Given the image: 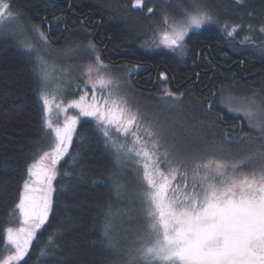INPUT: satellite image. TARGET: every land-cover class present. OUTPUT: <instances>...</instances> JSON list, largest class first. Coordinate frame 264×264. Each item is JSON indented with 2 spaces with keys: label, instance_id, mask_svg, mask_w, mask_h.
<instances>
[{
  "label": "trees",
  "instance_id": "obj_1",
  "mask_svg": "<svg viewBox=\"0 0 264 264\" xmlns=\"http://www.w3.org/2000/svg\"><path fill=\"white\" fill-rule=\"evenodd\" d=\"M8 1L25 24L49 35L55 50L93 45L113 65L139 69L144 77L134 84L144 95L156 99L162 87L179 95L180 121L197 138L196 148H233L240 139L237 147L245 157L243 150L254 146L249 140H259L222 103L225 96L254 98L264 107V0L154 3L156 14L163 7L170 15L198 7L212 14L214 24L188 35L184 59L143 48L156 24L146 10L133 8L134 0ZM246 36L250 39L242 42ZM19 39L18 33L0 30V259L27 168L51 145L36 58ZM198 155L204 154L196 151L194 158ZM119 165L96 123L80 121L70 153L58 163L48 220L16 264H124L144 227L139 185ZM177 187L184 188L181 182Z\"/></svg>",
  "mask_w": 264,
  "mask_h": 264
},
{
  "label": "snow or ice",
  "instance_id": "obj_2",
  "mask_svg": "<svg viewBox=\"0 0 264 264\" xmlns=\"http://www.w3.org/2000/svg\"><path fill=\"white\" fill-rule=\"evenodd\" d=\"M134 5L142 6V0H134ZM152 11L148 8L149 13ZM11 16L9 3L0 0V21ZM212 21V14L206 9L198 7L191 12L185 11L182 20L168 25L160 43L170 50L178 49L183 55L189 31ZM234 31L235 26L228 36L232 37ZM260 31L264 32V27ZM249 39L246 36L242 42ZM96 61L102 67L99 55ZM161 76L166 79L163 73ZM110 82L103 77L97 80L101 87ZM92 87L95 90L96 83ZM40 95L45 111L44 126L54 132L55 142L50 152H44L27 168L28 179L24 181V190L15 205L22 222L19 227L6 229L13 252L0 264L19 262L29 251L36 232L48 220L57 165L70 153L78 123V116L73 115L65 117L62 126L57 123L54 127L51 119L53 101L43 91ZM73 107L79 109V117L95 119L98 130L114 150L134 153L143 160L141 181L147 184L143 199L148 230L137 253L146 264H264V170L259 175H239L237 163L209 160L191 169L190 190L188 184L183 189L174 188L178 169L172 166L171 159H168L167 170L161 169L156 142L149 150L146 143L137 149L135 145L118 144L112 139L113 129L118 133H129L138 119L136 114L118 108L115 101L105 100L101 105L95 95L89 102L87 92L66 107L63 102L55 104L57 112H66ZM131 135L139 143L137 132L132 131ZM183 175L187 177L188 172Z\"/></svg>",
  "mask_w": 264,
  "mask_h": 264
},
{
  "label": "rangeland",
  "instance_id": "obj_3",
  "mask_svg": "<svg viewBox=\"0 0 264 264\" xmlns=\"http://www.w3.org/2000/svg\"><path fill=\"white\" fill-rule=\"evenodd\" d=\"M142 1V10H146V14L153 15L152 21L156 24V26L151 30L150 35L143 43V48L148 52L163 50L184 59L187 55L186 40L188 35L215 23L213 18L211 23H207L201 28L191 29L184 41V54L181 55L178 49L173 51L164 47L160 43V38L162 33L168 30L169 24L173 21H179L184 18L185 11L180 12V14L170 15L163 11L165 8L163 7L162 11H160L159 14H156V11L154 7L152 8V6L154 3L159 1H161L162 5L164 0ZM6 2L10 5L12 16L11 18L5 17L3 21H0V30L10 32V34L18 33L21 38L19 39L21 44L26 48V50L34 54L38 67V73L41 77V92L43 91L49 99L53 101L51 119L54 122V127L57 123L62 126L65 117L73 115L78 116L77 125L85 118L91 119L96 123L94 118L79 117V109L74 107L68 108L66 112H57L55 109L56 103L63 102L66 107L68 103L79 100L80 95L87 92V99L89 102L91 101L92 96L95 95L98 103L101 105L105 100H108L110 103L115 101L118 108H126L131 113L137 115L138 119L133 124L129 133H118L115 129H113L112 139L118 144L126 146L135 145L137 149H139L140 144L146 143L149 150H152L153 142H156V152L161 169L167 170L168 159H171L173 162L172 166L178 169L176 179L173 180L174 188L177 187V183L180 182L183 186L185 184L191 186V169L196 164L206 163L209 160L222 161L229 164L237 163V174L239 175H259L261 170H264V107L258 104L254 98L236 99L235 97L225 96L223 97L222 103L223 107L230 110L234 117L244 118L247 125L257 135L259 134L258 136H260L257 141L249 140V144L254 146L253 148L243 150L247 152L245 157L241 151L242 149L237 147L240 139L237 141L234 140L235 144L233 148L228 146L220 147L208 145L205 148H196L194 143L197 141V138L188 133L185 125L182 121H180V113L177 106L178 100H180L179 95L174 94L172 90L165 87H162V92L156 99L154 97L152 98L144 95L141 91H138L136 85L134 84V78L138 70L134 67L126 65H113L107 60H104L103 56L95 46L89 47L90 45H88L87 47L84 46V48L81 49L65 47L55 50L51 45L52 41H49V35H46L40 27L32 25V23L25 24V22L21 20L20 16L15 13L10 2L8 0H6ZM148 8H152L153 11L149 13ZM195 9L187 11L191 12ZM41 33H43V35H41ZM97 55H99L100 61L102 62V67L97 65ZM100 77H103L105 80H110L111 82L106 86L101 87V85L97 83V80ZM93 83H96L95 90H93L92 87ZM168 92H171L173 95H168ZM246 112L251 113V115H245ZM48 131L51 138V145L47 152H50L55 141L54 132L50 130ZM132 131L137 132L139 143H136V138L131 135ZM106 143L115 152L119 163L125 166L129 172H133L136 182L139 185L138 190L141 197L140 201L142 202V213L140 218L142 220L144 231H142L139 237L141 243L139 241L138 244L133 246L134 248L127 258H125L124 264H146V262L142 260L137 253V249L141 247L142 243L146 239V233L148 230L146 205L143 199V191L147 187V184L146 181H141L143 160L141 157L135 156L134 153L125 154L123 151L117 152L114 150V147L110 142L106 141ZM196 151H198V153L202 152L204 155H198L194 158ZM165 153L168 154V157L165 156ZM239 161H243V163L240 164ZM121 165H119V167H121ZM185 171L188 172L187 177L183 175ZM201 171L203 172V169H201ZM55 179L52 182L54 190L51 195V206L52 196L55 191ZM21 222L22 218L19 215V210L15 209L8 227H19ZM12 252L13 247L9 244L6 233V246L0 262L11 255ZM16 263L17 262H13V264Z\"/></svg>",
  "mask_w": 264,
  "mask_h": 264
},
{
  "label": "flooded vegetation",
  "instance_id": "obj_4",
  "mask_svg": "<svg viewBox=\"0 0 264 264\" xmlns=\"http://www.w3.org/2000/svg\"><path fill=\"white\" fill-rule=\"evenodd\" d=\"M138 70V72H136V75H135V78H134V83L136 84V85H138V80L141 78V77H144V75L141 73V71L139 70V69H137ZM147 79H149L150 77H146ZM161 78L165 81L166 79L165 78H163L162 76H161Z\"/></svg>",
  "mask_w": 264,
  "mask_h": 264
},
{
  "label": "bare ground",
  "instance_id": "obj_5",
  "mask_svg": "<svg viewBox=\"0 0 264 264\" xmlns=\"http://www.w3.org/2000/svg\"><path fill=\"white\" fill-rule=\"evenodd\" d=\"M134 4V3H133ZM134 8V7H133ZM143 8V1H142V6H140L139 10H142ZM135 9V8H134Z\"/></svg>",
  "mask_w": 264,
  "mask_h": 264
},
{
  "label": "water",
  "instance_id": "obj_6",
  "mask_svg": "<svg viewBox=\"0 0 264 264\" xmlns=\"http://www.w3.org/2000/svg\"><path fill=\"white\" fill-rule=\"evenodd\" d=\"M133 7H134L135 9H139V8H140V7L135 6L134 4H133Z\"/></svg>",
  "mask_w": 264,
  "mask_h": 264
}]
</instances>
